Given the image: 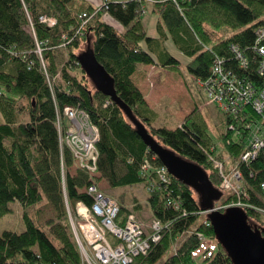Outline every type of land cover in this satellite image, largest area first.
I'll list each match as a JSON object with an SVG mask.
<instances>
[{
    "label": "trees",
    "instance_id": "16d2710c",
    "mask_svg": "<svg viewBox=\"0 0 264 264\" xmlns=\"http://www.w3.org/2000/svg\"><path fill=\"white\" fill-rule=\"evenodd\" d=\"M152 6L160 18L157 39L148 36L143 5L134 0L108 1V9L100 3L95 6L90 0H0V219L9 211L10 202H18L24 211L26 227L22 233H0V264H82L66 212V199L71 208L78 202L92 205L93 198L83 190L93 181L87 171L75 165L71 151L61 148L56 123L59 116L64 118L67 107L85 110L99 128L100 178L111 188L143 185L153 218L171 224L162 241L134 264H156L199 216L205 215L191 187L173 176L168 188L159 183L157 171L162 162L149 150L121 108L98 92L86 76L78 56L86 50L88 42L98 62L114 79L117 96L132 109L149 134L179 156L200 165L220 190L222 179L209 155L220 161L224 159L213 150L215 144L203 114L195 108L181 126L158 127L156 111L135 86L132 76L142 65L180 71L181 62L166 50L169 38L191 60L186 69L201 82L211 76L215 53L225 58L227 65L237 66L231 52L233 45L250 60L256 58L252 48L257 30L264 28V0H178L177 3L163 0ZM84 14L89 22L79 35ZM41 17L54 18L57 24L49 28L40 21ZM108 18L119 23L123 30L119 31ZM224 27L239 31L213 47L206 46L219 33L215 29ZM64 38L69 41L66 49ZM253 70L243 74L263 86L264 78ZM55 78L59 81L54 86ZM107 101L111 103L105 107ZM24 114L29 116L26 123L22 122ZM224 115L228 126L232 117ZM231 137L227 132L224 141ZM226 147L238 163L244 147L236 142ZM145 161L149 162L146 174L142 171ZM241 169L245 180L253 186V193L259 194L264 183V149L251 164H241ZM155 180L157 186L150 189ZM170 198L180 202L182 211L168 207ZM44 200L54 216L41 227L29 210ZM231 200V195L223 193L216 206H226ZM119 205L121 219L132 213L124 203ZM248 216L250 221L254 219V224L264 225L259 216ZM196 233L215 240L218 248L202 264H233L217 242L212 226L204 224L185 239L178 254L166 264H196L193 253L201 244Z\"/></svg>",
    "mask_w": 264,
    "mask_h": 264
},
{
    "label": "built area",
    "instance_id": "2783aa9c",
    "mask_svg": "<svg viewBox=\"0 0 264 264\" xmlns=\"http://www.w3.org/2000/svg\"><path fill=\"white\" fill-rule=\"evenodd\" d=\"M98 1L108 9V0ZM134 1L143 5V16L148 11V5L163 2V0ZM166 1L177 3L178 0ZM82 19H84L82 27L77 31L79 35H82L83 27L89 22V17L86 14L82 16ZM40 21L49 28L57 24V20L54 18L41 17ZM64 39L66 42L63 47L66 49L69 41L67 38ZM231 52L237 61V66L227 65L225 58L215 53L211 76L206 82L199 81V85L212 103H215L223 113L232 117L227 132L236 136L237 140L230 139L226 145H230L232 142L240 143L245 151L230 172V177L227 175L224 161L210 155L209 157L214 169L221 176L220 190L232 196L231 202L224 206L225 209L240 208L249 215H257L264 219V183L260 185L259 194H254L253 186L245 180L241 169V164H251L264 149V85L253 83L248 76L244 75L253 68L254 73L264 78V28L257 30L256 42L252 48V52L259 59L253 57L250 60L243 50L234 45L231 46ZM253 61L254 63H251ZM58 81L59 79L55 78L52 84L58 85ZM111 102L107 101L104 106L107 107ZM65 118L66 124L63 121ZM56 127L61 138V148L69 149L75 165L87 171L91 180L94 179L95 175L99 173L97 144L100 141V131L98 126L91 121L85 110L67 107L64 118L58 117ZM148 167L149 162L145 161L142 165L143 173H148ZM157 176L159 183L168 188L171 183V175L167 168L160 167ZM157 183V180L152 181L149 188H155ZM63 187L65 189V180H63ZM83 191L93 198L92 205L87 206L84 202H78L72 210L66 199L67 215L74 232L76 233L73 220H76L82 230V237L87 242V245L80 243L76 233L78 246L79 248L82 246L85 253L84 256L81 254L82 264H134L133 262L137 258L147 256L170 230V223H162L155 218L146 226L139 221L134 213L121 219L119 203L105 196L96 182L85 187ZM167 204L168 207L182 211L181 204L176 198H170ZM185 214L186 212L183 210L182 215ZM252 222L254 223V219ZM204 225L211 226L208 220L204 222ZM196 234L201 241L206 239L202 233ZM185 235L186 233L174 242L172 248L175 249V255L178 254V250L184 243Z\"/></svg>",
    "mask_w": 264,
    "mask_h": 264
},
{
    "label": "rangeland",
    "instance_id": "374dc122",
    "mask_svg": "<svg viewBox=\"0 0 264 264\" xmlns=\"http://www.w3.org/2000/svg\"><path fill=\"white\" fill-rule=\"evenodd\" d=\"M90 1L95 6L99 5L98 0ZM152 5L147 6L149 9L143 17V23L147 27V31L150 36L154 33L156 29V24L159 20V15L155 12L150 11L153 7ZM107 20L109 23L113 24L119 31L123 30L119 26V23L115 22L110 18H108ZM215 31L219 33L213 35V39L207 42L206 46L213 47L220 40H225L229 38L231 35L237 33L239 30L233 31L224 27L222 29H215ZM167 47L168 51H170L172 56L181 62V66L180 71H178V73L165 72L163 76L166 77V80L161 81V84L159 85L156 84V80L152 79L153 83L158 85L157 87L154 85H147V89L150 87V90L148 91V96H151V106L154 105L153 108L157 113V121L155 124L158 127H167L169 129H175L178 127V125L181 126V123H183L187 115H189L195 108H198L208 122V134L210 135L213 143L215 144L216 154L223 155L226 172L227 175H229L230 177V172L233 170L236 163L227 150L226 144L228 139L227 141H224V136L226 135L228 129L227 118L224 113L218 108V106L215 103H212L211 100L208 98L202 87L199 85V80H197L193 75H191L186 69V65L191 60L182 52H180L176 47H174L173 43L168 44ZM62 56L63 55H60L61 60L63 59L62 61H64V56ZM155 72L158 71L156 68H154V65H148L147 74L151 76V74H154ZM171 82L181 85L183 89L180 91L175 90L172 92L171 89H173L174 87ZM28 120L29 116L27 114H24L22 116V122L26 123L28 122ZM64 123L66 124V121H64ZM69 125L71 126V124ZM231 139L233 141L237 140L236 136H232ZM74 170L75 167L71 169L72 174L74 173ZM100 177L101 175L100 173H98V175H95V178L92 180L93 182L97 181V186L101 191L104 192L105 196L116 200L119 204L124 203L129 210H132V213L137 216L141 223L146 226L150 224L151 220L153 219V216L151 210L147 205L148 195L147 190L143 185H137L134 187L111 188L108 182L106 180L101 179ZM95 179L97 180L95 181ZM135 207H137V210H135ZM7 208L9 211L2 219H0V233L4 231H13L18 233L24 232L26 227L23 221V208L18 202H10ZM215 208L218 211H221V209L225 210L224 206H216ZM66 212H68L67 205ZM29 213L41 227H44V225H46V221L54 216V214L50 211L46 200H44L42 204L31 208L29 210ZM206 220V213L205 215L199 216L198 220L190 228L188 233H186L185 237L187 238L192 233H195L196 229L203 225ZM262 220L264 221V219ZM73 224L75 226L77 236H79L80 243L82 242L83 244L87 245L86 240L82 237V230L79 228L78 222L76 220H73ZM80 247V254L84 256L85 253L83 251V248L82 246ZM217 250L218 248L216 241L210 238H206L205 240L201 241L200 246L196 250H194L193 259L196 264H202V261L205 257L215 255L217 253ZM174 255L175 249L171 248L158 262V264H166V262L171 259Z\"/></svg>",
    "mask_w": 264,
    "mask_h": 264
},
{
    "label": "water",
    "instance_id": "95a60500",
    "mask_svg": "<svg viewBox=\"0 0 264 264\" xmlns=\"http://www.w3.org/2000/svg\"><path fill=\"white\" fill-rule=\"evenodd\" d=\"M78 61L95 89L121 108L136 127L143 142L167 168L169 174L195 191L217 242L226 251L232 263L264 264V229L250 224L248 214L240 208L215 210L223 192L214 187L207 172L200 165L179 156L149 134L146 127L134 116L132 109L117 96L114 79L98 62L89 42L86 50L78 56Z\"/></svg>",
    "mask_w": 264,
    "mask_h": 264
},
{
    "label": "crops",
    "instance_id": "0c3cea01",
    "mask_svg": "<svg viewBox=\"0 0 264 264\" xmlns=\"http://www.w3.org/2000/svg\"><path fill=\"white\" fill-rule=\"evenodd\" d=\"M108 1L109 2L110 1L111 2H124V1H114V0H108ZM150 11L157 13L156 12V7H152ZM157 14L159 15V13H157ZM158 22H159V20H158ZM158 22H157V24H158ZM157 24H156V29H155L154 33L151 36L148 34L149 37L154 38V39H157L159 37ZM170 43H173L171 38H169L167 40V42H166V50L167 51H168V47L167 46ZM173 46L175 47L174 43H173ZM168 52L172 56L170 51H168ZM154 68H156L158 72H155L154 74L152 73L151 76H150V75L147 74L148 65H146V66L142 65V66H140L139 70L132 76L133 83L135 84L136 87H138L141 90V92L143 93V95L146 98V101L148 102V104L150 105V107L152 109H154L153 108L154 105L151 106V102H150L151 101V96L150 97L148 96V91L150 90V87L147 89V85H154V86L157 87L159 84H161V81H165L166 80V77L163 76L165 74V72H170V71L162 69V68H160L159 66H156V65H154ZM152 79L156 80V84H158V85L153 83ZM171 83L173 84V87H174L173 89H171L172 92L175 91V90L180 91V90L183 89V87L181 85H178V84L173 83V82H171ZM178 127H179V125H178Z\"/></svg>",
    "mask_w": 264,
    "mask_h": 264
},
{
    "label": "flooded vegetation",
    "instance_id": "af4514ba",
    "mask_svg": "<svg viewBox=\"0 0 264 264\" xmlns=\"http://www.w3.org/2000/svg\"><path fill=\"white\" fill-rule=\"evenodd\" d=\"M250 224H252L253 226H255L258 229H264V225H261L260 223L258 225H256L252 221H250Z\"/></svg>",
    "mask_w": 264,
    "mask_h": 264
},
{
    "label": "bare ground",
    "instance_id": "6f19581e",
    "mask_svg": "<svg viewBox=\"0 0 264 264\" xmlns=\"http://www.w3.org/2000/svg\"><path fill=\"white\" fill-rule=\"evenodd\" d=\"M48 82L50 83L51 81L49 80Z\"/></svg>",
    "mask_w": 264,
    "mask_h": 264
}]
</instances>
